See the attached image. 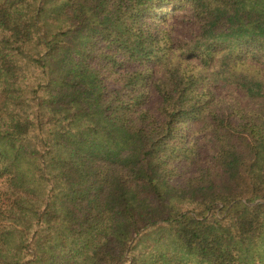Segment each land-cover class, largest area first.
<instances>
[{
  "label": "trees",
  "instance_id": "16d2710c",
  "mask_svg": "<svg viewBox=\"0 0 264 264\" xmlns=\"http://www.w3.org/2000/svg\"><path fill=\"white\" fill-rule=\"evenodd\" d=\"M0 264H264V0H0Z\"/></svg>",
  "mask_w": 264,
  "mask_h": 264
},
{
  "label": "rangeland",
  "instance_id": "374dc122",
  "mask_svg": "<svg viewBox=\"0 0 264 264\" xmlns=\"http://www.w3.org/2000/svg\"><path fill=\"white\" fill-rule=\"evenodd\" d=\"M188 175H190V174H188Z\"/></svg>",
  "mask_w": 264,
  "mask_h": 264
}]
</instances>
